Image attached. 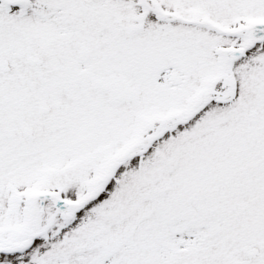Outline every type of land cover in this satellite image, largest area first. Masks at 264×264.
Here are the masks:
<instances>
[{"label":"snow or ice","instance_id":"6c2138e0","mask_svg":"<svg viewBox=\"0 0 264 264\" xmlns=\"http://www.w3.org/2000/svg\"><path fill=\"white\" fill-rule=\"evenodd\" d=\"M0 264H264V0H0Z\"/></svg>","mask_w":264,"mask_h":264}]
</instances>
